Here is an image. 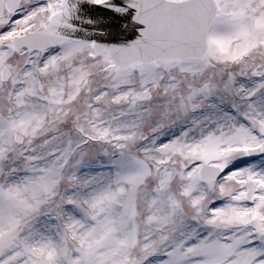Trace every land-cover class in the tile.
<instances>
[{"label":"snow or ice","instance_id":"snow-or-ice-1","mask_svg":"<svg viewBox=\"0 0 264 264\" xmlns=\"http://www.w3.org/2000/svg\"><path fill=\"white\" fill-rule=\"evenodd\" d=\"M0 264H264V0H0Z\"/></svg>","mask_w":264,"mask_h":264}]
</instances>
